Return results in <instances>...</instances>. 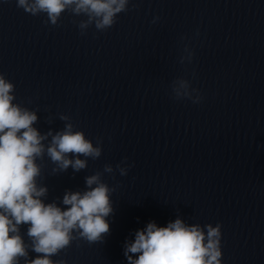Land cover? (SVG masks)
Returning a JSON list of instances; mask_svg holds the SVG:
<instances>
[{
	"label": "clouds",
	"instance_id": "1",
	"mask_svg": "<svg viewBox=\"0 0 264 264\" xmlns=\"http://www.w3.org/2000/svg\"><path fill=\"white\" fill-rule=\"evenodd\" d=\"M128 4L129 0H17V6L33 16L46 14L45 23L53 26L65 11L87 17L79 21L81 34L93 24L99 31L112 27L118 14L128 10ZM188 88L186 80L175 81V97L191 98ZM13 92V83L0 74V264H19L22 257L25 264H63L51 257L76 238L73 231L89 243L101 242L109 233L107 217L113 212L110 193L115 189L102 182L97 173L85 178L87 190L83 193H65L62 203L66 208L55 202L44 203L41 197L47 188L37 185L40 167L36 163L45 152L42 141L52 137L47 155L61 171L69 166L75 171L84 169L86 160L79 157L96 159L101 148L94 147L83 131H73L71 123L55 135H41L33 127L38 119L36 112L14 104ZM60 118L69 119L63 115ZM69 154L75 158L70 159ZM117 167L121 175H126L125 168ZM104 171L111 173L112 167L106 165ZM21 225H28L31 249L37 254L34 259H27ZM205 227L206 232L200 225H187L180 218L164 227L149 222L136 231L134 241L125 244L124 255L128 264H222L221 225Z\"/></svg>",
	"mask_w": 264,
	"mask_h": 264
}]
</instances>
